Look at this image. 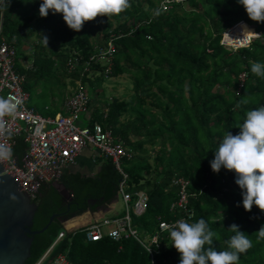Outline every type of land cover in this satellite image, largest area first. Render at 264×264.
<instances>
[{"label":"trees","instance_id":"obj_1","mask_svg":"<svg viewBox=\"0 0 264 264\" xmlns=\"http://www.w3.org/2000/svg\"><path fill=\"white\" fill-rule=\"evenodd\" d=\"M40 2L11 0L4 9L3 34L16 41L20 61L29 58L21 50L23 41L34 35L38 38L32 48L33 69L25 70L17 62L18 71L25 75L24 88L29 92L49 87L42 88V94L51 117L63 113L66 78L70 86L75 87V81L80 79L89 95L104 96L103 107L94 108L88 124L92 127L93 122H99L126 149L135 152L123 165L129 175L128 190L133 194L146 192L148 199L144 214L131 212L132 224L140 234L159 233L162 247L156 252L157 263L179 264L180 254L171 245L169 232H160L159 225L184 216L182 211L170 210L179 193L171 182L181 177L189 184V207L194 211L189 222L205 218L217 233V249L227 247L233 234L230 225H239L252 240L239 264H264V238H258L256 232L264 224V211L255 205L245 210L234 172L223 168L214 172L209 163L221 133L229 130L236 134L246 110L264 104V78L250 70L251 62H264V23L251 20L236 0H130L131 6L118 16L108 19L98 14L76 31L67 26L60 13L49 11L41 17ZM235 25L252 26L249 37L260 36L247 47L229 50L221 40L225 29ZM94 28L99 38L96 42ZM43 36L48 38L47 45ZM110 41L115 48L112 63L98 61L91 73L81 77L84 62ZM76 57L80 60L78 69L69 73L67 63ZM108 67L111 70L106 75ZM242 74L245 79L241 83ZM122 75L131 79L134 95L130 100L105 99L102 84ZM245 98L249 103H242ZM125 116L128 117L123 120ZM158 141L159 150L150 156L145 146H155ZM26 148L24 138L18 137L14 156L21 159ZM121 181L113 161L105 158L96 175H76L60 182L73 194L76 213L81 214L91 199L114 201ZM32 200L38 206L32 229L41 230L58 212L61 197L52 185H47ZM61 228V222L55 221L35 235L25 264H36ZM59 253L82 264H150L149 254L134 238L116 241L105 236L88 242L83 232L69 233L53 255Z\"/></svg>","mask_w":264,"mask_h":264},{"label":"built area","instance_id":"obj_2","mask_svg":"<svg viewBox=\"0 0 264 264\" xmlns=\"http://www.w3.org/2000/svg\"><path fill=\"white\" fill-rule=\"evenodd\" d=\"M235 27L236 25L225 29L222 36L221 44L229 50L236 51L239 48L247 47L253 39L260 36L256 34L247 44H234L232 38L236 35ZM114 52L115 48L110 41L105 48L99 49L84 62L79 75L83 77L84 74L91 73L98 61L110 65ZM17 60L16 46L2 39L0 42V97L20 102L16 113L4 117L7 131H0V144L11 148L9 157L0 158L3 169L16 179L23 189L22 192L35 199L42 187L59 183L63 169L73 164L85 147L92 145L105 158H110L122 175L118 194H121L125 205V213L122 217L115 215L108 218L102 217V219L94 218L79 229L75 228L72 231L63 229L36 264H82L71 261L64 253L53 255L55 248L67 234L75 235L77 232H83L88 242L99 241L105 236L116 241L122 238H134L149 254L150 264H158L156 252L162 247L159 233H152L146 240L145 236H142L132 224L131 212L138 216L144 214L148 199L145 192L134 194L127 192L129 175L124 170V160H131L135 153L126 149L121 141L113 136L112 131L104 129L99 122H93L92 127L80 125V116L88 113L91 103V97L84 90L80 79L75 81L74 92L65 101V114L45 117L27 106L29 93L24 88L25 76L20 74L17 69ZM79 62L77 57L69 60L67 63L68 72L77 71ZM110 70L109 67L106 68L105 74H109ZM244 79L245 74H242L241 83ZM9 131L11 135H8ZM20 136L24 138L27 148L25 155L21 159H17L13 150L16 140ZM171 186L178 187L179 193L178 199L171 204L170 210L182 211L184 216L174 221H161L160 232H170L175 221L179 219L189 221L194 215V211L189 207L188 182L184 178L177 177L172 180Z\"/></svg>","mask_w":264,"mask_h":264},{"label":"clouds","instance_id":"obj_3","mask_svg":"<svg viewBox=\"0 0 264 264\" xmlns=\"http://www.w3.org/2000/svg\"><path fill=\"white\" fill-rule=\"evenodd\" d=\"M11 0H0V10L8 8ZM25 3L34 0H24ZM245 9L247 16L258 23H264V0H236ZM131 6L130 0H41L39 15L45 17L51 11L62 14L67 26L79 31L86 21L99 15L108 19L118 16ZM253 32L244 25V32ZM48 38L43 36L47 45ZM250 70L256 76L264 78V62H251ZM247 104V98L242 100ZM20 102L0 97V131H7L4 117L18 110ZM239 131L221 133L217 146L213 150V159L209 162L211 170L219 172L222 168L234 172L235 183L241 189L242 206L251 210L253 205L264 211V104L250 108L244 113V119L237 125ZM215 131H220L216 129ZM11 135V132H8ZM11 155V148L0 144V158ZM229 229L232 235L227 247L217 249L214 241L217 233L209 222L200 217L189 222L179 219L171 226L169 235L171 245L180 254L179 264H239L241 254L252 246V240L233 223ZM60 232V231H59ZM257 232L258 238H264V224Z\"/></svg>","mask_w":264,"mask_h":264},{"label":"water","instance_id":"obj_4","mask_svg":"<svg viewBox=\"0 0 264 264\" xmlns=\"http://www.w3.org/2000/svg\"><path fill=\"white\" fill-rule=\"evenodd\" d=\"M4 27L2 13L0 34ZM54 188L63 197H71L62 183H54ZM23 190L14 177L0 164V264H25L31 256V246L35 235L46 231L55 221L52 215L41 230H33L37 204Z\"/></svg>","mask_w":264,"mask_h":264},{"label":"rangeland","instance_id":"obj_5","mask_svg":"<svg viewBox=\"0 0 264 264\" xmlns=\"http://www.w3.org/2000/svg\"><path fill=\"white\" fill-rule=\"evenodd\" d=\"M180 1L181 0H179V2ZM184 4L188 8L187 3L185 2ZM248 28L252 29L253 27L248 26ZM234 32L236 33V35L232 38L234 44H239V45L247 44V42L250 39L254 38V35H251L249 37V32H247V31L244 32V26L235 27ZM93 33H94L93 40L96 42L99 40L97 28H94ZM37 43H38V38L36 35H34L28 41H26V40L23 41V43H22L23 45H21V48H22L21 50L24 52L25 56L29 57V60H27V62L22 63L23 66H27L28 62H30V59L32 60L31 56H33V53H34L32 48ZM69 80L70 79H68V78H66L64 80V83L67 85L66 91H65V93H67V94H66L65 98L70 96L71 93L74 92V90L72 89L73 86L69 85ZM91 80H92V82H95V78L93 79L91 77ZM132 87H133V84H132L131 79L129 78L128 75H122V76L117 77V78H109V80L107 82L102 84V88H103L104 93L106 95L105 99H109V98L111 99V98L117 97L119 99L130 100L131 96L134 95ZM42 88L49 90V87L47 85H45L44 87L40 86L38 89L36 88L35 90L29 89L30 97H29V100L26 102V105L35 109V111H37L39 114L46 117V116L50 115V112H49V110H45L44 106L47 104V102H46V100L42 94V90H43ZM187 89H188V86H186V90ZM90 94H91V98L93 99L92 102H94V104H96V106L94 105V108H102L104 105V102H105L104 96H98V95L96 96L95 93H93V94L90 93ZM48 105H50V108L52 109L53 104H52L51 100L48 102ZM127 117L128 116H125L122 119L125 120ZM79 122H80L81 126H82V124L86 125L87 120H86L85 114L80 116ZM160 146H161V142L158 141L155 146H149V145L145 146V150L149 153L150 156H153L159 150ZM150 163H152V164L154 163V160L152 158L150 159ZM139 192H143V191H139ZM113 210L117 213H124L125 212V205H124L122 198L118 199L114 203ZM86 213H88V212H85L84 214H86ZM112 215H113L112 213H109V214H106L105 216H112ZM85 219H86V217H81V218L75 219L74 222H77L79 220L78 223H81ZM90 220H88V221H90ZM78 223H77V225H78ZM68 224H71V223H68ZM68 224H66V226L68 228H72V227L68 226ZM85 225H87L86 222L82 224V226H85ZM75 228H78V226L74 227V229ZM151 234L152 233H146V234L141 233L142 236H145L146 240L149 239Z\"/></svg>","mask_w":264,"mask_h":264},{"label":"crops","instance_id":"obj_6","mask_svg":"<svg viewBox=\"0 0 264 264\" xmlns=\"http://www.w3.org/2000/svg\"><path fill=\"white\" fill-rule=\"evenodd\" d=\"M4 12V10L2 12H0V24H1V18H2V13ZM4 39L12 44H14L16 46V49H17V57H18V60L17 62H19L18 64H20L23 69L25 70H30V69H33V59L31 60L30 59V62H28L27 66H23L22 61H20L19 59V55H18V46L16 45V41L15 40H12L10 41L8 39V37L6 35L3 34V32L0 34V42L1 40ZM29 60V58H28ZM27 62V61H26ZM22 74V73H20ZM24 75V74H22ZM25 76V75H24ZM26 82V81H25ZM25 85V84H24ZM73 90H74V87H73ZM28 92V91H27ZM29 93V92H28ZM73 93V92H72ZM71 93V94H72ZM29 97H30V94H29ZM91 97V95H90ZM67 97L63 100L62 102V109H63V113H59V114H65L66 113V110L64 109V104H65V101H66ZM94 105L96 106V104H94V102H92V98H91V103H90V106H89V110H88V113L85 114V117H86V120H87V123H86V126H88V122L91 121L93 119V111H94ZM31 108V107H30ZM49 107H46V109H48ZM35 110V109H34ZM41 115V114H40ZM83 115V114H82ZM48 117V116H46ZM51 117V116H50ZM84 125V124H82ZM134 152V151H133ZM135 153V152H134ZM105 159V157L99 152V150H97L95 147H93L92 145L90 146H87L85 147L81 152L80 154L78 155V157L76 158L75 162L71 165H68L66 166L64 169H63V172H62V177L60 179V181L65 178L67 180L71 179V177H75L76 175H80V177L82 178H87V177H91V176H94L96 175L100 169H101V164H102V160ZM59 181V183H61ZM129 181V179H128ZM128 181H127V184H128ZM53 186V184H50ZM49 185V186H50ZM47 186V185H46ZM54 188V186H53ZM66 188V187H65ZM42 189V188H41ZM40 189V190H41ZM55 189V188H54ZM56 190V189H55ZM68 190V189H67ZM57 191V190H56ZM40 192V191H39ZM58 192V191H57ZM68 192H70L68 190ZM127 192H129V190L127 189ZM132 193V192H131ZM59 194V192H58ZM71 194V197H63L65 200L67 201H71L73 200L74 201V197H73V194L70 192ZM39 195V193H38ZM37 195V196H38ZM36 196V197H37ZM59 196L61 197V195L59 194ZM122 198L121 194H117V197L114 201L110 202V203H103V198H101L100 200H97V199H91L88 201V208L85 212H88L86 214L84 213H81V214H77V209H75V213L73 212V214H68L66 215L65 217L63 218H60L59 216L61 215H58L56 213H54L53 215H56V218H55V221L57 222H61L62 224V228L60 231H62L63 229H67V230H75L74 227H76L77 222H71L72 220L74 219H78V218H81V217H86V219L81 222V223H78V228L82 227V224L86 222V224L90 223L92 221V219L94 220V218L96 219H102V217H112V216H115V215H120L121 213H117L113 210V205L114 203L118 200ZM61 204V203H60ZM99 206V207H97ZM62 207V205L59 206V208ZM97 207V208H96ZM58 209V211L60 212V209ZM74 209H72L73 211ZM109 213H112L113 215L112 216H105L106 214H109ZM125 213V212H124ZM91 219V220H90ZM90 220V221H88ZM54 221V222H55ZM53 222V223H54ZM69 222H71V224H69L70 226H73L72 228H68L66 226V224H68ZM58 236V235H57ZM56 239V238H55Z\"/></svg>","mask_w":264,"mask_h":264},{"label":"flooded vegetation","instance_id":"obj_7","mask_svg":"<svg viewBox=\"0 0 264 264\" xmlns=\"http://www.w3.org/2000/svg\"><path fill=\"white\" fill-rule=\"evenodd\" d=\"M61 205H62V207L59 208L60 212L58 211V213H57L58 215H61V216H59L60 218H63L68 214H73L75 209L78 208V207H75V205H77V203L75 201H73V200L67 201L64 198H62V196H61ZM73 206H74V210L72 211ZM97 207H99V206H97Z\"/></svg>","mask_w":264,"mask_h":264},{"label":"bare ground","instance_id":"obj_8","mask_svg":"<svg viewBox=\"0 0 264 264\" xmlns=\"http://www.w3.org/2000/svg\"><path fill=\"white\" fill-rule=\"evenodd\" d=\"M236 41V40H235ZM75 220V219H74ZM74 220H72L71 222H73ZM82 220V219H81ZM71 222H69V223H71ZM68 226H70L69 224H68ZM77 226V225H76ZM70 227H73V226H70Z\"/></svg>","mask_w":264,"mask_h":264}]
</instances>
